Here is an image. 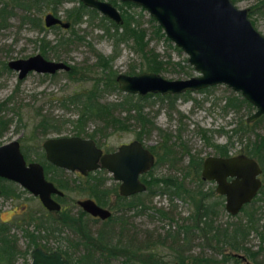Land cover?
<instances>
[{
	"label": "trees",
	"instance_id": "trees-1",
	"mask_svg": "<svg viewBox=\"0 0 264 264\" xmlns=\"http://www.w3.org/2000/svg\"><path fill=\"white\" fill-rule=\"evenodd\" d=\"M234 2V0H231ZM40 3L51 5V12L56 15L57 7L62 4V0H0V29L5 28L8 20L14 15V10H19L23 13L22 22H29L40 30L39 19L34 18L31 12L38 8ZM127 7L133 6L130 3H123ZM142 11H144L142 9ZM65 20L70 23L68 36H59L51 43L40 38L39 54L43 57L50 53L55 58H58L60 53H65L70 45H73L81 38L76 37L73 27L81 23L82 18L95 15L96 12L83 6L79 1L71 9L65 10ZM260 15L264 17V0L258 2L252 7L249 16ZM102 19V18H101ZM122 24L117 26L108 21L109 27H105L106 32L109 28L113 30L111 36L114 41L130 42L133 52L138 54L142 66V72L159 74L166 70L168 62H163L159 59V55L151 48H148L149 41L145 40V30L141 29L132 15L122 16ZM152 33L155 39H162L164 42L169 41L165 38L161 28L156 25L152 18H148ZM254 25V22H252ZM120 31L118 32V30ZM169 44V43H168ZM174 50L179 52V49L174 47ZM112 58L102 57L95 54L94 65L88 68H79L71 66L70 70L65 74L68 79H78L86 82L90 81L89 88L74 92L66 98L62 99L60 105L63 108L72 107L75 111V119L67 120V124L71 126V132L74 136H86L94 139L95 134L105 136L107 129L121 130L123 122L115 116L117 112H124L129 115V112H134L135 120L140 123L141 131H139L135 139L140 141L141 136L149 130H156L158 135H162L161 152H157L151 148V152L155 155L156 161L153 166L172 161L174 150L168 145L166 134H162L160 129L154 127L153 123L143 114V102L148 98L155 97L156 99L168 100V105L173 108L176 96H160L147 94L143 97L123 94L118 102L102 101L107 94L118 93L115 82V71L111 68ZM4 70H8L6 65H3ZM99 70L100 73L88 74L91 71ZM183 69V68H182ZM88 73V74H87ZM91 74V73H90ZM133 75V70L126 73ZM78 75V76H77ZM211 88L201 90L207 92ZM187 94V93H185ZM178 96V95H177ZM9 98L0 104L1 108L5 107ZM224 110H245L250 116L254 108L239 94L229 93L224 98L222 106ZM264 118L262 116L257 121ZM53 120L46 116H41L35 128L40 130L41 135L48 131L59 132L58 126L52 124ZM98 122L100 128H96L91 134H87L84 128L90 122ZM256 121V122H257ZM8 121L3 120L0 116V136L5 132ZM250 126L242 124L238 129H232L230 132L235 134L239 132H247ZM247 128V129H246ZM147 129V130H146ZM149 129V130H148ZM203 134V132H201ZM210 147L215 152L216 156L227 157L230 152L231 144L228 142L223 145L211 144ZM248 156L257 160L263 170V188L259 196L254 201L242 208L239 214L241 219L235 222H229L225 225H217V216L220 215L222 198L217 196L213 189L202 191L200 184L201 159H195L189 155L186 171L182 179L191 176L197 183V188L194 190L188 188L183 183V180H178L174 177H156L153 176V168L145 175L140 177L144 183L146 190L143 193L133 195L129 198H121L117 194V186L111 188H98L93 185L90 196L100 205H107L108 197L114 195L116 197V212L117 215H112L110 219L102 222L96 232H90L83 227V231L77 232V241H68L63 246V249L55 248L70 264H240V261L233 256L242 252L254 264H262L264 261V210L262 214L257 215V207L259 202H262L264 209V136L256 134L254 141H248L245 150ZM100 175V173H98ZM104 181V179L102 178ZM154 197H166L168 206L152 207V199ZM181 199L190 206V213L178 225L175 211V205L171 204L172 199ZM213 198V200H211ZM150 205V206H149ZM260 206V207H262ZM124 209V211H123ZM147 210H152L153 219L159 221H167L168 228L163 234L156 232H135L131 226L130 219L139 214L146 213ZM132 212L131 218L126 214ZM235 217V216H234ZM174 224V226L172 225ZM20 236L24 240V246H19L18 237L15 232H9L0 224V264H15L18 258L25 260L30 250L35 247H42L45 251H51L52 248L44 246L40 240L49 237H55L54 233L59 235L60 232H28L24 228H20ZM251 234H255L260 240L259 249L256 251L250 250L246 244ZM197 240L200 242V247H206L212 250V254L204 256L201 253L193 255L191 253L192 243ZM68 250H76L77 255L74 259L68 256ZM70 252V253H71ZM262 255L263 261H258ZM67 256V257H66ZM218 257V258H217Z\"/></svg>",
	"mask_w": 264,
	"mask_h": 264
},
{
	"label": "rangeland",
	"instance_id": "rangeland-1",
	"mask_svg": "<svg viewBox=\"0 0 264 264\" xmlns=\"http://www.w3.org/2000/svg\"><path fill=\"white\" fill-rule=\"evenodd\" d=\"M77 1L62 0V4L57 7L56 15L65 20V10L71 9ZM260 1L234 0L232 3L237 9H247L248 15H250L252 7ZM111 5L116 8L121 16L125 14L132 15L138 20L139 27L145 30V40L149 41L148 48L153 49L159 55L161 61L169 63L166 70L159 73L161 77L167 80H185L198 76L192 67L186 63L187 57L183 52L174 50L175 46L171 42H168V44L162 39L154 38L152 28L148 22L149 16L145 11L134 5L127 7L117 0H113ZM37 7L31 12L30 17L32 15L34 18L39 19L42 30L33 27L29 22H22L23 13L19 10H14V15L8 20L6 27L0 29V104L9 98L6 106L1 108L0 113L2 119L8 121L5 132L0 136V145L19 139L23 148L27 151L28 158L31 160L39 156L37 154H40V145L45 139L73 136L71 126L66 121L74 120L76 113L72 107L63 108L60 103L62 99L74 92L87 89L90 85L89 82L78 79L70 80L64 72H58L54 76L30 73L22 80H17L15 72L3 69V65H6L10 60L26 59L39 54L40 44L38 40L40 38L52 43L59 36L71 34L68 33V30L64 31L60 28H43L42 18L45 14L52 13L51 5L40 3ZM249 19L254 22L255 29L264 35V17L256 15L249 16ZM105 27H109L108 20L97 12L95 15L82 18L81 23L73 27L76 37L81 38V40L70 45L69 50L60 53L58 58L50 53H47L45 58L50 61L63 62L68 66L88 68L94 65L95 54H99L105 58H112L111 66L112 70L115 71V75L126 74L130 70H133L134 74L141 73L143 71L142 62L138 54L133 52L132 44L130 42L114 41L108 35L109 33L112 34L113 30L109 28L106 32ZM98 73H100L98 69L93 71V74ZM229 93L233 92L224 86L218 85L207 92H201L200 90L176 96L177 100H175L173 108L169 107L168 100L156 99L155 97L148 98L146 102L142 103L145 117L153 123L155 128L160 129L162 134H166L168 145L174 150L172 161L154 167L153 176H167L183 180L188 188L194 190L197 188V183L193 177L188 176L182 179L189 155L195 159L203 160L208 156H215L214 150L210 147L211 144L223 145L229 142L231 144L230 154L234 156L245 150L248 141H254L256 134L264 136V118L255 124L247 123L246 119L249 115L245 110L222 109L224 98ZM122 96L123 93L121 92L107 94L102 101L118 102ZM41 116L52 119L51 123L58 126L59 132L41 135L35 130ZM115 116L122 120L123 127H126V129H107L104 137L100 136V133L95 134V140L104 151H113L119 145L134 140L136 134L141 131L140 123L135 120L136 115L133 111L129 112V115L124 112H117ZM242 124L250 126L248 129L246 128L247 132H239V130L235 134L230 132L232 129L242 127ZM96 128H100V124L95 121L89 123L84 131L91 134ZM141 140L145 146L153 148L158 153L161 152L160 145L163 138L162 135H158L155 129L144 133ZM33 147L37 149L36 152L32 150ZM200 187L202 191H208L214 188V184L202 181ZM22 197L24 198L25 195ZM67 197L69 198L68 206L73 213H76L77 208L73 206V202L84 196L77 193H68ZM110 200L112 202L113 198L110 197ZM171 204L175 205V211L178 214L176 220L179 225L182 222L181 219L190 213V206L179 198L172 199ZM261 204V202L258 204L257 215L262 214L264 210ZM6 206L7 204L0 199V221H5L9 216L8 213L3 211ZM30 206L37 208L40 213L42 212L39 204L35 201L30 202ZM151 206L166 208L168 206L167 198L154 197ZM220 209V215L217 216V225L223 226L226 223L241 219V214L230 217L224 211L223 206ZM126 215L131 218L132 212ZM150 216H152V210H147L146 213L132 217L130 223L133 230L135 232L148 231L163 234L168 228V222L159 221ZM89 223L91 231L100 226L97 223ZM172 225L174 226V224ZM17 235L19 246H24L25 242L21 238L20 232H17ZM54 236L46 241L47 247L63 249L64 239L66 238L65 233L54 234ZM199 243H197V240L193 241L191 245L193 255L201 253L208 256L213 253L211 249L197 245ZM246 246L250 250L256 251L259 249L260 240L255 234H251ZM239 253L242 254V252ZM261 257L262 255H260L258 261H263ZM17 263L20 264L21 262L18 261ZM262 264H264V261Z\"/></svg>",
	"mask_w": 264,
	"mask_h": 264
},
{
	"label": "water",
	"instance_id": "water-1",
	"mask_svg": "<svg viewBox=\"0 0 264 264\" xmlns=\"http://www.w3.org/2000/svg\"><path fill=\"white\" fill-rule=\"evenodd\" d=\"M143 9L161 28L165 38L186 55V63L198 74L185 80H167L159 74L142 72L134 76L118 74L117 88L124 94L143 97L147 94L177 96L213 86H224L249 102L254 113L247 119L254 122L264 116V35L255 29L247 9H237L231 0H117ZM115 25L122 24L120 13L110 3L99 0H79ZM43 25L69 27L68 22L52 14L43 16ZM7 68L17 73L18 80L28 73L52 75L68 71L63 62L45 60L36 54L26 59L7 62ZM46 160L59 168L77 171L81 175L104 169L118 184L120 196L145 192L139 177L153 166L152 154L138 141L119 146L102 154L92 140L79 137L47 139L41 144ZM261 168L257 161L245 155L228 158L208 156L202 161L200 179L214 184V192L224 198L223 209L230 216L239 214L250 204L261 187ZM0 178L17 183L32 196L38 197L47 210H58L49 195H61L44 180L37 163L25 165L16 141L0 146ZM81 209L99 219L110 213L92 201L78 202ZM243 264H252L241 254H233ZM30 264H69L58 251L30 252Z\"/></svg>",
	"mask_w": 264,
	"mask_h": 264
},
{
	"label": "flooded vegetation",
	"instance_id": "flooded-vegetation-1",
	"mask_svg": "<svg viewBox=\"0 0 264 264\" xmlns=\"http://www.w3.org/2000/svg\"><path fill=\"white\" fill-rule=\"evenodd\" d=\"M79 1V0H78ZM99 1H104V2H108L110 4H113V0H99ZM232 2V1H231ZM122 3H127V2H122ZM92 10V9H91ZM96 12V11H95ZM48 14V13H47ZM49 14H52L54 15L55 17L61 19L59 16L53 14V13H49ZM121 16V15H120ZM104 18V17H103ZM122 18V16H121ZM106 19V18H105ZM108 20V19H107ZM62 22H68L67 20H62ZM109 21V20H108ZM111 22V21H110ZM123 22V20H122ZM42 23H43V18H42ZM69 23V22H68ZM113 23V22H112ZM114 24V23H113ZM119 26V25H117ZM43 28L44 25H43ZM49 28H60L62 29L59 25H53ZM49 28H45V29H49ZM70 28V23H69V27L67 29H62L64 31H67L68 29ZM53 43V42H52ZM40 55V54H39ZM43 57V56H42ZM45 60H47L45 57H43ZM50 61V60H48ZM55 62H60V61H55ZM111 63V62H110ZM65 64V63H64ZM67 65V64H66ZM6 66H7V63H6ZM68 66V65H67ZM69 69L68 71L70 70V67L71 66H68ZM112 68V66H111ZM9 70V69H8ZM11 71V70H10ZM68 71H58V72H64L65 74L68 72ZM14 72V71H13ZM58 72H55L54 74L52 75H46V74H43V76H54L56 73ZM16 73V72H15ZM32 73V72H31ZM91 73V74H90ZM142 73V72H141ZM30 74V73H28ZM27 74V75H28ZM36 74V73H34ZM88 74V73H87ZM93 73L90 71L88 76L90 77ZM140 74V73H138ZM26 75V76H27ZM41 75V74H39ZM118 75V74H117ZM115 75V77L117 76ZM124 75H128V74H124ZM134 75H137V74H133V75H128V76H134ZM25 76V77H26ZM66 76V75H65ZM24 77V78H25ZM67 77V76H66ZM92 77V76H91ZM16 78H17V73H16ZM18 80V78H17ZM22 80V79H21ZM86 82H89L91 84L90 81H86ZM117 85V84H116ZM214 87V86H213ZM210 88V87H209ZM118 89V88H117ZM204 90V89H203ZM118 92H120L118 90ZM122 93V92H121ZM186 93H190V92H186ZM192 93V92H191ZM124 94V93H123ZM185 94V93H184ZM238 94V93H236ZM129 95H132V94H129ZM240 95V94H239ZM133 96H137V95H133ZM140 97V96H139ZM242 98V97H241ZM243 99V98H242ZM249 103V102H248ZM250 104V103H249ZM251 105V104H250ZM252 106V105H251ZM253 107V106H252ZM254 108V107H253ZM254 111H255V108H254ZM254 111L252 112V114L254 113ZM251 114V115H252ZM250 115V116H251ZM249 116V117H250ZM248 117V118H249ZM262 117V116H261ZM260 117V118H261ZM247 118V119H248ZM258 118V119H260ZM247 119H246V122H247ZM257 119V120H258ZM255 120L254 122H251V123H256ZM91 123V122H90ZM248 123V122H247ZM89 124V123H88ZM87 124V125H88ZM37 125V124H36ZM85 129V128H84ZM35 130H37L39 133H40V130L35 128ZM47 133H58V132H51V131H48L46 132L45 134ZM41 134V133H40ZM43 134V135H45ZM69 137H79L81 139H89V140H92L95 147L98 148L102 154L104 153H110V152H113L115 151L119 146L121 145H124V144H121L119 145L115 150L113 151H104L102 148L99 147L97 141L95 140L96 138L94 137V139H90L88 137H86L85 135L84 136H69ZM55 138H60V137H54V138H47V139H55ZM45 139V140H47ZM44 140V141H45ZM13 141H16L19 145V152L21 153L23 159H24V162H25V165L27 166L29 163H37L41 166L42 168V174H43V177H44V180L48 183H50L54 189H56L58 192H60L61 195H57V194H53L51 193L49 195L50 199L56 203L59 207L58 210H47L46 208H44L42 206V204L40 203L38 197H34L32 196L28 191H26L25 189H23L22 187H20L17 183L13 182V181H10V180H7V179H4V178H0V199L2 202L6 203L7 206L3 209V211L5 213H8L9 216L8 218L5 220V221H0V224L2 226H4L6 229L9 230V232H15L16 235H17V232H21L20 231V228H24L26 229L28 232H34V234H36V232H60V234H64L65 233V236L66 238L64 239V244H65V247L67 246L66 243L68 241H77L78 240V234L77 232H81L83 231V227L86 229H88L90 232H96L99 227L97 229H95L94 231H91L90 228H89V225L91 223H97V224H102V222H105L107 221L108 219H110V217H112V215H117L118 213L116 212V197L114 195H110L108 197V202H107V205H100L98 204L94 198H92L90 196V193L92 191V187L93 185H95L98 190H102L103 188H111L113 187V185H116L117 186V194L119 197L121 198H129L131 196H128V197H123V196H120L119 193H118V184L119 182H116L112 179L111 175L108 174L104 169H101V168H98V169H95L94 171H90V172H87L85 175H81L79 172L77 171H69V170H65V169H62V168H59V167H56L52 164H50L46 158H45V154H44V150L42 149L41 145L39 148L40 150V154H37V158L35 157L33 160L29 159L28 158V154H27V151L25 148H23V146L21 145L20 143V140L17 139V140H13ZM43 141V142H44ZM132 141H138L136 139L132 140ZM130 141V142H132ZM11 142V141H10ZM128 142V143H130ZM142 144V146L147 149L150 154H152L153 156V159H154V163H153V166L155 164V161H156V157L155 155L150 151L151 150V147H147L145 146L142 142V140L138 141ZM126 143V144H128ZM6 144V143H5ZM42 144V143H41ZM1 145H4V144H1ZM0 145V146H1ZM161 147V146H160ZM153 149V148H152ZM32 150H34L35 152L37 151V149H35L34 147L32 148ZM237 155H245L247 157H250L248 156L245 152L241 151L239 152L238 154L234 155V156H237ZM216 156V155H215ZM219 157V156H217ZM228 157H232V155L230 154V152H228V156L227 157H221V158H228ZM252 158V157H250ZM205 159V158H204ZM203 159V160H204ZM254 159V158H253ZM202 160V161H203ZM256 160V159H255ZM257 161V160H256ZM258 163V162H257ZM259 164V163H258ZM152 166V168H153ZM260 166V164H259ZM151 168V169H152ZM201 168H202V162H201ZM261 168V166H260ZM150 169V170H151ZM149 170V171H150ZM148 171V172H149ZM201 171V170H200ZM147 172V173H148ZM100 173V175L98 174ZM146 173V174H147ZM145 175V174H144ZM200 175V174H199ZM262 175H263V170L261 168V175L259 176V179L261 181V187L257 193V196H259V193L261 191V189L263 188V179H262ZM141 177V176H140ZM140 177H139V180H140ZM102 178L104 179V181L102 180ZM141 181V180H140ZM203 180H201L202 182ZM203 182H207V181H203ZM143 183V182H142ZM212 183V182H211ZM144 184V183H143ZM146 188V187H145ZM91 190V191H90ZM146 190V189H145ZM94 192V191H92ZM213 192H214V188H213ZM68 193H77L79 195H83L84 197L81 198V199H77L73 202V206L75 208H77V212L76 213H73L72 212V209L68 206V203H69V198L67 197V194ZM215 193V192H214ZM25 195V197L23 198L22 196ZM217 195V194H216ZM217 196H220V195H217ZM256 196V197H257ZM110 197L113 198V201L111 202L110 200ZM223 200V203H224V198L222 196H220ZM256 197L254 199H256ZM92 201L96 206L102 208V209H105L106 211H108L110 213V216L106 219H99L98 217H92L91 215H89L88 213L84 212L81 207H79L78 205V202H82V201ZM23 201V202H22ZM35 201L37 204H39L40 206V209H41V213L39 212V210L33 206H30V202H33ZM254 201V200H253ZM252 201V202H253ZM68 202V203H67ZM251 202V203H252ZM24 203V204H23ZM260 203V202H259ZM262 203V202H261ZM23 204V205H22ZM248 205V204H247ZM246 206V205H245ZM243 206V207H245ZM242 207V208H243ZM241 208V210H242ZM240 210V211H241ZM124 211V209H123ZM240 213V212H239ZM65 231V232H64ZM56 234V233H54ZM18 236V235H17ZM53 236V235H52ZM51 236V237H52ZM49 238H47L46 240L45 239H42L40 240V243L43 244L44 246H47V240H49ZM35 248H40L42 249L44 252H51V251H57L55 248H52L51 251H45L42 247H35ZM33 248V249H35ZM31 249L30 252L33 250ZM59 252V251H58ZM68 250V256H70V258L74 259V257L77 255V251L76 250ZM60 253V252H59ZM240 254V253H238ZM61 257L65 260H67V262L70 264L69 260L65 258V255L61 254ZM242 255V254H241ZM245 256V255H243ZM67 257V256H66ZM246 257V256H245ZM26 259L23 260L22 258H18L15 262V264H19L17 263L18 261L21 262L20 264H30L31 263V260H30V253L27 257H25ZM247 258V257H246ZM239 260V259H238ZM247 260L249 262H251L252 264H254L251 260H249L247 258ZM240 261V260H239ZM240 264H243L241 261H240Z\"/></svg>",
	"mask_w": 264,
	"mask_h": 264
}]
</instances>
